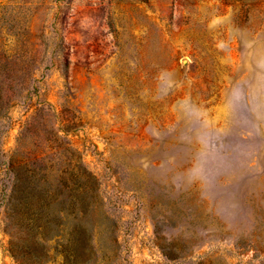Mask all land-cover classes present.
<instances>
[{
    "label": "rangeland",
    "instance_id": "374dc122",
    "mask_svg": "<svg viewBox=\"0 0 264 264\" xmlns=\"http://www.w3.org/2000/svg\"><path fill=\"white\" fill-rule=\"evenodd\" d=\"M76 224L85 264H264V0H0V264Z\"/></svg>",
    "mask_w": 264,
    "mask_h": 264
},
{
    "label": "trees",
    "instance_id": "16d2710c",
    "mask_svg": "<svg viewBox=\"0 0 264 264\" xmlns=\"http://www.w3.org/2000/svg\"><path fill=\"white\" fill-rule=\"evenodd\" d=\"M25 227H27L29 231H32L34 236L42 235V237L46 239L49 232L53 228V224L39 213L38 215L31 218L30 221L25 224ZM57 228H60V226L57 225ZM64 230H68V233L58 235L62 240L56 241L62 246L61 253H63L64 256V264H85L87 262V260L84 259L85 240L82 235L84 230H82L79 224H76L72 227L67 226L64 228ZM33 243L34 245H37L35 240ZM16 246H13L12 244V247L9 251L12 257H14L19 262V264L41 263L43 258L42 256L44 255L38 251L36 246H32V248L28 247V250L23 253L18 252L17 249H15Z\"/></svg>",
    "mask_w": 264,
    "mask_h": 264
}]
</instances>
